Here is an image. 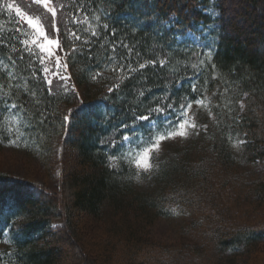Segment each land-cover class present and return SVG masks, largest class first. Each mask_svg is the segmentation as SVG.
I'll use <instances>...</instances> for the list:
<instances>
[{
  "label": "trees",
  "instance_id": "trees-1",
  "mask_svg": "<svg viewBox=\"0 0 264 264\" xmlns=\"http://www.w3.org/2000/svg\"><path fill=\"white\" fill-rule=\"evenodd\" d=\"M7 3L46 28L51 16L32 0H0V152L23 155L29 169L19 177L0 167L3 255L13 264H264V0H53L67 71L22 43L31 29ZM45 66L71 79L57 85ZM197 98L208 109L193 116L207 128L193 154L167 149L143 171L120 159L128 142H100L146 137ZM158 102L174 108L123 127ZM239 162L263 172L246 181ZM174 211L191 221L175 240L154 239L152 225Z\"/></svg>",
  "mask_w": 264,
  "mask_h": 264
},
{
  "label": "snow or ice",
  "instance_id": "snow-or-ice-1",
  "mask_svg": "<svg viewBox=\"0 0 264 264\" xmlns=\"http://www.w3.org/2000/svg\"><path fill=\"white\" fill-rule=\"evenodd\" d=\"M32 3L35 5H42L43 9L46 10L47 13L51 14L50 18H45L47 19V28L41 22L42 18L40 16H29L26 13L22 12L21 8L19 6H16L14 3H7L6 5H4V7L9 10L14 9L16 15L25 20L30 28L34 29V38L31 39V41L25 39L22 41V43L26 46L31 43V45H34L35 48L39 49V52L41 54L47 55L49 62L53 64L55 69H63L64 71H67L69 66L67 62H65L66 57L57 55V50L63 51L64 49L61 45V42L57 38L53 37V32L59 31L56 21L57 8L53 6V0H32ZM96 19H99V17H96ZM91 34L93 36L98 35L96 31H92ZM71 35L75 40L81 39V37L75 32H72ZM115 47L116 46L113 45V51L115 50ZM125 47L127 46L125 45ZM29 51H31V49H29ZM70 51L74 52L75 46H73ZM128 51L131 52L132 49L128 48ZM207 55L209 59H211V53L209 52ZM38 59L41 65L45 64V55H40ZM152 63H155V61H152ZM201 63H203V61H201ZM160 64L163 67L164 61L161 60ZM145 66L146 65L144 63H140L138 67L139 69H144ZM193 67H195V65H193ZM113 70L120 72L124 69L122 65L120 67H116L115 65H113ZM135 70L136 69H132L131 66L128 67L129 73ZM42 72L45 74L50 73L51 76L57 77V79L55 80V83L57 85H66L67 82L71 79L70 76L63 75L58 71H51L47 66L42 68ZM99 75L100 71H96L95 75L92 76V79L95 80ZM124 79L125 77L123 75L119 76V83H114L112 86L108 87V92L112 93L117 90L120 87V83H122ZM44 80L47 82L49 87H51L54 83L52 79L48 78V75L44 76ZM192 91H197V87L195 84L192 85ZM139 95L143 96L144 92L141 91ZM104 98L107 99V97ZM162 99H167V97H164ZM193 104H196L197 106H203L204 100L201 98H197L195 100L187 101L186 104H182L177 119L175 121L170 119L166 120L165 129L163 131L158 130L157 133H149L147 137H137L135 132L122 135L119 139H117L114 135H110L109 137L102 138L100 142L102 144L109 145L110 148L118 147L121 142H129L131 144L130 148L126 151V153L120 156V159L126 160L130 165L134 164L137 169L148 171L153 167V164L151 163L153 159L152 154L153 152L159 150L162 142L176 137H185L189 135V129L192 133H198L201 129L206 130L207 125L202 126L197 124L195 120H193L189 115V110L192 109ZM12 107H16V105H12ZM173 108L174 105L171 103H168L165 106L163 102H158L155 107H149L147 109V115H134L132 124H125L123 125V127L132 128L133 125L139 121H149L153 113H158L163 116L168 113L169 109ZM241 108H243V104H241ZM133 112H135V110H133ZM63 119L64 121H68L69 117L65 115ZM114 131L118 132L119 129H114ZM134 139L135 142L133 143ZM244 143L245 142L243 140L237 141V147L244 145ZM108 159L109 161H113L117 159V156L115 154L109 153ZM137 175H139V173H137ZM5 242L8 243L9 241L5 240Z\"/></svg>",
  "mask_w": 264,
  "mask_h": 264
},
{
  "label": "rangeland",
  "instance_id": "rangeland-1",
  "mask_svg": "<svg viewBox=\"0 0 264 264\" xmlns=\"http://www.w3.org/2000/svg\"><path fill=\"white\" fill-rule=\"evenodd\" d=\"M212 1V0H211ZM54 6V5H53ZM31 29V35L34 38V29ZM189 40H191L197 47H201V49H205L206 46L202 47V41L199 37L193 36V35H188L187 37ZM196 109H208V104L206 101H204L203 106H197L196 104H193L192 109L189 110V115L193 120V112ZM178 113H175L174 117H165L159 122L157 125L151 124V133H157L158 130L163 131L165 129V121L166 120H173L175 121L177 119ZM197 123V121L195 120ZM189 135L185 137H176L172 139H168L164 142H162L160 148L158 151L153 152V156L158 155L162 153L163 151L167 149H177L182 152H186L188 154H193L194 153V148L196 145L199 144L200 142V134H203V129H201L198 133H192L191 130L189 129ZM138 137H141L139 135ZM147 137V136H146ZM135 140L133 141V143ZM129 146L131 144L128 142ZM232 149L235 153L238 152L239 148L237 147V143H234L232 146ZM23 155H18V153H10V150H3L0 152V167L3 168L4 170H8L10 172H13V174L21 176V174H26V172H29V169L23 168L21 161ZM67 157V156H66ZM64 157L62 160L61 158V163L65 167V164L67 163V158ZM239 168L240 172L243 175V179L246 181L252 180L255 178V176L261 175L263 172V167L262 165L258 164L256 166H251V165H244L239 162ZM67 169V168H66ZM144 184V183H140ZM54 187V186H53ZM191 218L185 214H182L178 211H174L173 213H170L168 217L165 218H160L155 221V223L152 225L151 228V236L158 240V241H172L175 240L176 237H178L179 231L186 226L187 223H189ZM231 255V254H230ZM70 263V262H69ZM67 263V264H69ZM0 264H13L12 259L10 257H6L3 255L0 247Z\"/></svg>",
  "mask_w": 264,
  "mask_h": 264
}]
</instances>
